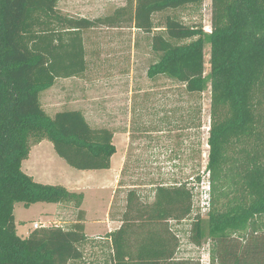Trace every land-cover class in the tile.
I'll return each mask as SVG.
<instances>
[{"label": "trees", "instance_id": "1", "mask_svg": "<svg viewBox=\"0 0 264 264\" xmlns=\"http://www.w3.org/2000/svg\"><path fill=\"white\" fill-rule=\"evenodd\" d=\"M202 2L127 0L114 13L91 19L63 13L59 0H0V264H180L175 259L180 240L171 222L187 219L192 221V243L200 246L210 239L211 264L216 256L229 261L228 245L241 239L249 252L245 263L264 264V132L256 119L255 99L264 87V0H212L211 32L171 15L161 27L155 25L157 13ZM102 25L132 26L147 33L160 28L152 37L158 59L148 76L164 75L181 83L197 103L210 84L206 218L197 202L200 174L192 186L189 178L151 181V201L133 183L121 227L92 237L85 230L84 192L36 181L23 170L32 146L44 140L73 168H111L117 152L111 129L93 127L78 109L51 116L41 102V93L57 79L87 71L85 34ZM201 113L200 104L189 109L185 127L201 128ZM39 202L69 204L76 210V222L42 226L20 236L15 204ZM90 243L101 247L98 261L87 262L85 247Z\"/></svg>", "mask_w": 264, "mask_h": 264}, {"label": "rangeland", "instance_id": "2", "mask_svg": "<svg viewBox=\"0 0 264 264\" xmlns=\"http://www.w3.org/2000/svg\"><path fill=\"white\" fill-rule=\"evenodd\" d=\"M126 3L127 0H59L58 7L65 14L95 19L114 13ZM167 15L188 25L202 26L205 32L212 30V0H203L201 5H188L157 13L154 15L155 25L161 27ZM156 30L147 33L132 26L113 28L102 25L87 31V71L77 77L57 79L53 87L41 93V102L51 116L62 110L78 109L83 111L93 127H107L114 132L117 152L112 160L115 170L118 169L121 174L119 185L122 186L117 190L113 211H120V208L124 210L127 194L133 183L139 186L138 190L143 199L151 201L154 198L151 181H184L189 178L192 186L196 184L194 178L200 174L202 180L197 188V202L200 203L202 216L206 218L210 194L207 167L210 150L208 139L211 126V86L209 84L199 96L200 101L197 103L196 96L186 94L181 83L164 75L155 78L148 76L149 66L158 59L151 47ZM204 52L205 75L208 76L209 44L205 45ZM255 99L259 100L256 119L259 128L264 132V87L258 89ZM197 104L202 108V126L186 128V115ZM36 147L38 150L34 151L38 157L35 165L44 176L40 180L34 179L42 183L61 184L72 191H85L84 208L91 211L88 231H103L104 221L92 219H103L104 209L100 202H95L97 189L90 185L110 173L106 175L105 170L90 173L91 170L71 167L56 153L49 140ZM48 206L57 205L44 202L26 207L23 203H16L14 214L19 228L18 234L21 236L30 228L26 235L28 236L34 230V221L42 218L44 209L52 208ZM51 214L55 217L42 222L45 226L67 227L77 219L76 210L69 204L58 206ZM115 216L117 214L111 213V217ZM64 220L68 223H64ZM186 221L182 224L185 231L178 232L181 250L190 252L188 256L200 259L204 255L190 242L192 221ZM171 224H175L174 221ZM85 254L87 262L98 261L101 257L100 245H86Z\"/></svg>", "mask_w": 264, "mask_h": 264}, {"label": "crops", "instance_id": "3", "mask_svg": "<svg viewBox=\"0 0 264 264\" xmlns=\"http://www.w3.org/2000/svg\"><path fill=\"white\" fill-rule=\"evenodd\" d=\"M46 141V140H44ZM44 141H42L41 143L35 144L32 146L31 149V153L28 159L23 161V170L28 173L29 175L33 176V178H36L37 180H40V177H43V173L38 169V166H36V162L35 160L37 159L38 155L35 154L34 149L38 150V147H36V145L40 146L42 143H44ZM113 159V158H112ZM105 170L104 173L106 172L107 177H104L102 180H100L99 182H92V184L90 185L91 187H95L96 190V196H95V202H100L103 206L104 209V216L103 219H101V217H92V219L94 221H104V230L103 231H94L93 233H90L89 230V225H90V217H91V211L85 207V201H86V192H84L85 194V199L82 205V209H84L86 211V219H85V230L87 235L92 236V237H101L103 235H105L107 232H111V231H115L117 229H119L122 225V221H121V213H122V209L120 208V211H118L119 209H115V211H113V205L115 202V199H117V190L119 188H121V186L119 185V181L121 178V174L119 173V170H115L114 168V162L112 160V164H111V168L109 169H103ZM92 171H97V170H91L89 171L90 173H93ZM89 173V175H91ZM39 203H44V202H39ZM37 204V203H36ZM52 204H56V203H52ZM57 206H48V207H52L51 209H44L45 211L41 213V217L39 220L40 222H45L46 219H53V217H55L53 214H51V211L53 209H57L58 206L60 207L61 204H56ZM46 207V206H45ZM111 213H115L117 214V216L115 217H111ZM96 214V213H95ZM97 215V214H96ZM60 219H62L60 217ZM39 220H35L34 222ZM76 222V220L74 221V223ZM187 221L184 220L179 224H171L173 230L176 232V234L178 235V237L180 236V234L178 232L180 231H185L184 226H182L183 223H186ZM64 223H68L64 220ZM172 223V222H171ZM17 230L19 231L18 225H17ZM30 232V228L27 231H24V233L21 234V236H26L28 233ZM191 242V241H190ZM245 243L246 240H234L232 242H230L229 249H227L228 253L231 254V258L229 261H222V258L219 256H216V261L215 264H246L245 263V256L249 254L248 250L245 249ZM191 244L195 247H197L200 252L204 255L202 258L198 259L195 256H188L190 255V252L185 253L184 251L181 250V246L179 245V248L177 250V253L175 255V259L180 261V264H198V261L200 260V264H211V242L210 239H204L203 244L198 246L195 245L194 243L191 242ZM247 245V244H246ZM243 246V247H242ZM236 248V249H235ZM198 252V253H200ZM208 259V261L206 260Z\"/></svg>", "mask_w": 264, "mask_h": 264}, {"label": "built area", "instance_id": "4", "mask_svg": "<svg viewBox=\"0 0 264 264\" xmlns=\"http://www.w3.org/2000/svg\"><path fill=\"white\" fill-rule=\"evenodd\" d=\"M209 192H210V191H209ZM209 196H210V194H209ZM42 226H45V224H43L42 222H35V223H34V229H35V228L42 227Z\"/></svg>", "mask_w": 264, "mask_h": 264}]
</instances>
